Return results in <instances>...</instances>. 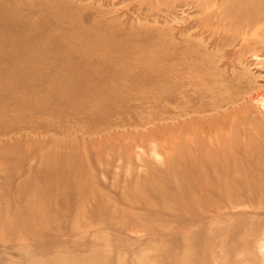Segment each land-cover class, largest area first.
I'll return each mask as SVG.
<instances>
[{
    "label": "rangeland",
    "instance_id": "374dc122",
    "mask_svg": "<svg viewBox=\"0 0 264 264\" xmlns=\"http://www.w3.org/2000/svg\"><path fill=\"white\" fill-rule=\"evenodd\" d=\"M264 0H0V264H264Z\"/></svg>",
    "mask_w": 264,
    "mask_h": 264
},
{
    "label": "bare ground",
    "instance_id": "6f19581e",
    "mask_svg": "<svg viewBox=\"0 0 264 264\" xmlns=\"http://www.w3.org/2000/svg\"><path fill=\"white\" fill-rule=\"evenodd\" d=\"M263 97H264V95H263Z\"/></svg>",
    "mask_w": 264,
    "mask_h": 264
}]
</instances>
